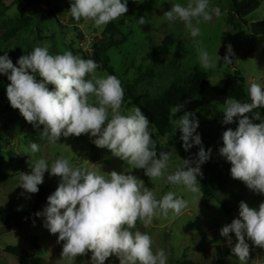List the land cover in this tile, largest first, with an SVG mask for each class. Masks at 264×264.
<instances>
[{
    "label": "clouds",
    "instance_id": "obj_1",
    "mask_svg": "<svg viewBox=\"0 0 264 264\" xmlns=\"http://www.w3.org/2000/svg\"><path fill=\"white\" fill-rule=\"evenodd\" d=\"M134 2L142 4L144 0ZM127 4L128 0H71L69 10L75 21H91L94 27L103 30L110 22L125 16ZM220 14L219 8L210 7V0H187L186 5L172 4L162 18L170 26L177 21L184 24L197 46L201 67L209 70L217 67L221 57L210 55L195 38L201 35V21H211L213 15ZM137 23L143 25L146 20L141 17ZM232 55L229 44L223 58L225 63L232 62L229 59ZM98 67L93 59H84L71 51L51 54L47 45L33 48L19 57L15 65L7 52L0 55V75L10 81L6 88L10 106L18 109L34 128L43 126L42 139L57 144L62 136L87 135L97 148L108 149L128 166L127 171L113 170L102 175L74 166L63 157L51 163L44 158L33 159L40 146L31 143L27 153L32 158L31 171L21 172L16 187L36 194L46 172L59 177L57 189L35 216L43 218V226L50 234H58L57 243L63 242L60 259L63 264H75L78 256L88 253L91 256L85 264H105L113 256L119 264H167L165 250L154 252L150 235L133 229L137 221L147 227L161 215L179 216L188 202L177 198L173 191L157 199L142 179L129 173L143 169L151 182L166 179L168 184L183 186L196 194L200 191L197 177L203 176L201 166L211 158L212 150L206 151L203 146L195 113L184 112L174 119L175 129L181 132L185 151L194 146L199 150L194 160L184 159L182 167L169 172L171 153L157 154L149 119L139 107L124 110L121 81L115 75L97 76ZM49 85L54 87L50 90ZM248 93L250 102L229 98L223 104L221 123L238 122V127L222 133L219 154L231 164L233 179L242 181L254 194L264 195V117L260 111L253 112L264 109V86L253 82ZM182 108L183 104L173 107V116ZM247 113H252L251 118ZM255 120L260 123H254ZM230 233L235 234V243ZM220 235L227 238L239 264H264V254L258 253L250 260L246 242L264 249V202L250 207L241 201L238 217L224 225Z\"/></svg>",
    "mask_w": 264,
    "mask_h": 264
},
{
    "label": "rangeland",
    "instance_id": "obj_2",
    "mask_svg": "<svg viewBox=\"0 0 264 264\" xmlns=\"http://www.w3.org/2000/svg\"><path fill=\"white\" fill-rule=\"evenodd\" d=\"M32 1H38L40 4L29 5L25 0L0 1V55L7 52L15 65L19 57L29 54L33 48L47 45L51 54L71 51L84 59H93L99 65L93 52L96 46L105 43L109 37L105 32L106 26L101 30L94 27L91 21H75L69 10L71 0H51L56 8L54 17L50 15V10H47L43 0ZM230 2L231 0H210V7L219 8L221 14L219 17L213 15L211 21H201L199 25L201 35L195 39L200 47L210 55L218 54L221 57L220 48L225 47L226 55L227 46L230 44L234 53L231 57H235L233 65L218 67L217 63L215 69L209 70L201 67L197 46L184 24L177 21L170 26L162 18L163 14L171 9L172 4L186 5L187 0H144L142 4L128 0L125 16L113 21L117 25L113 40L121 41L126 37V42L118 47L108 48L106 54L109 64L120 78L135 86L134 90L138 95L147 93L153 98L174 83L183 84V79L194 68L204 73L208 83L202 99H191L186 105L199 120L197 131L201 135L202 143L208 141V149L212 150L211 156L217 162L221 170L220 176L226 183V186L215 184L217 187L213 197L209 199L208 207L203 204L201 191L190 193L183 186L168 184L166 179L151 182L144 175L143 169H133L129 173L142 179L145 186L156 193L157 199L173 191L177 198L188 202L179 216L171 213L167 216L161 215L147 227L137 221L136 228L133 229L150 235L154 252L157 249L165 250L167 264H176L185 259L194 264H239L238 258L227 244V238L220 235V229L238 217L241 201H245L250 207H258L264 202V195L254 194L242 181L232 178L231 164L219 154V148L223 146L222 133L228 128L235 130L238 122L229 125L221 123L223 118H220L217 112L223 113V104L228 98H222L213 88H223L235 70L242 76L247 94L246 99L241 102H250L248 87L251 83L264 86V34L255 35L251 31L255 27L254 23H264V0H260L259 5L246 16L245 11L241 13L245 24L239 21L234 24L228 22ZM141 17L146 20L143 25L137 23ZM24 19L27 22H22ZM13 29L17 30L16 34L9 41H2L3 35ZM167 35L173 37V46L168 54L162 59L150 56V52L157 48ZM96 75L104 77L107 74L99 65ZM9 83L5 75H0V147L2 161L7 164L9 175L8 179L0 180V208L9 201H14L16 208L24 212L25 217L15 225H18L15 230V226H4L0 223V264H19L18 258L5 252L6 247H20L40 259L42 264H63L60 260L63 242L57 243L58 234H50L43 226V218L35 216L36 212L42 211L47 205L48 196L57 189L59 177L45 173L44 182L39 186L53 185L54 188L48 192L43 205H35V194L26 193L22 188L16 187L21 172L30 173L29 161L32 158H44L51 163L63 157L69 159L74 166L96 170L102 175H107L113 170L127 171L128 166L121 159L114 157L108 149L97 148L88 136L83 134L79 137L62 136L57 144L31 142L28 134L43 131V126L34 128L18 109L12 108L8 113L4 111L7 103L6 88ZM52 87L54 86L49 85V88ZM91 99L94 101L95 98ZM205 103L214 106L215 110L205 108ZM132 107L134 105L130 101L123 103L125 111L131 110ZM255 111H260L264 117V109H254L253 112ZM183 114L180 111L171 116L173 135L180 132L175 129L174 119ZM245 115L251 118L252 113ZM254 123L258 124L260 121L255 120ZM152 136L163 152L171 153L169 172L182 167L183 161L176 154V148L170 147L167 139L157 136L153 126ZM31 143L40 146L39 153L32 158L27 154L30 153ZM182 145L183 143L180 148L184 149ZM197 147L194 146L190 150ZM8 152L12 153L11 159L7 156ZM19 158L23 161H18ZM28 196L31 198L28 199ZM222 205L231 210L228 215ZM230 235L235 243V234ZM246 242L250 247V260L255 259L258 253L264 254V249L254 246L251 241ZM218 248L227 252V256L222 257L220 261L217 257ZM90 256L91 253L78 256L75 264H85ZM105 264H119V260L113 256L106 260Z\"/></svg>",
    "mask_w": 264,
    "mask_h": 264
},
{
    "label": "trees",
    "instance_id": "obj_3",
    "mask_svg": "<svg viewBox=\"0 0 264 264\" xmlns=\"http://www.w3.org/2000/svg\"><path fill=\"white\" fill-rule=\"evenodd\" d=\"M1 1V0H0ZM29 3V5L40 4L38 1L25 0ZM258 0H231L230 2V10H229V18L228 22L234 24L235 21H239L243 24L244 20L241 17V13L249 10ZM43 3L47 6V10H50V15L54 17V12L56 8L52 5L51 0H43ZM31 21L30 19L28 20ZM22 22H27L26 19L22 20ZM117 30V25L112 21L105 27L106 34L109 35L108 39L105 43L100 44L94 48L93 56L98 61L100 65V69L104 71L107 75H115L120 81L121 85L124 89V102L130 101L134 105V107H139L142 113L149 119L150 124L154 127L155 133L157 136L167 139V144L170 147L176 148V154L180 157L182 161L184 159L194 160L195 154L198 152V147L185 151L180 148L183 141L180 139L181 132L177 135H173V125L171 122L172 116V108L183 104V108L181 112L190 111L187 108V102L191 99H202L203 93L208 86L206 76L204 73L198 71L197 68H194L191 73L186 75L183 79V84L174 83L166 90L151 98L147 93L142 95H138L134 88L133 84L127 83L122 78H120L114 71V69L109 64V58L106 54L108 48L110 47H118L122 43L126 42V37H123L121 41L113 40V35ZM16 29L10 30L6 32L1 38L2 41H9L15 34ZM173 46V37L171 35H167L162 40L161 44L153 49L150 52V56L162 59L164 58L170 49ZM225 47L222 46L220 48L221 58L218 61V67L229 64L233 65L235 61V57H229L232 60L231 63H225L224 58ZM244 81L242 76L238 71H234L233 75L229 77L226 81V84L223 88H213V91L221 96L222 98H234L239 101H243L246 99V92L244 90ZM51 90V88H50ZM205 108L214 109L215 107L205 103ZM12 107L10 106V102L7 99L6 106L4 107L5 112H10ZM217 115L220 118H223L222 112H217ZM42 133L33 131L28 134V137L31 142H40L45 143L47 139L41 138ZM153 137V136H152ZM154 139V138H153ZM2 138L0 136V142ZM157 145V154L159 155L163 152L162 149L159 148L157 141L154 139ZM205 150L208 149V141L203 143ZM7 156L11 159L12 153L8 152ZM18 161H23L21 158ZM194 166V165H193ZM201 170L203 173L202 177H197L200 185V191L202 194L203 204L208 207L209 199L213 197L214 190L217 186H226L225 181L221 178L220 168L215 161V159L211 156V158L201 166ZM9 175L7 174V164L2 161V150L0 147V180L8 179ZM215 184L217 185L215 187ZM39 192L35 194L34 201L35 205H43L48 192L54 188L51 186H38ZM223 210L228 215L231 210L227 209L224 205H222ZM25 217V213L16 208V203L14 201H9L3 208H0V223L5 225L15 226L19 220ZM134 231V230H133ZM36 247V243H33ZM5 252L18 258L19 264H42L41 260L33 257L29 252L25 251L20 247H6ZM227 252L224 249H217V257L220 261L222 257H226ZM176 264H194V262L190 260H182Z\"/></svg>",
    "mask_w": 264,
    "mask_h": 264
},
{
    "label": "crops",
    "instance_id": "obj_4",
    "mask_svg": "<svg viewBox=\"0 0 264 264\" xmlns=\"http://www.w3.org/2000/svg\"><path fill=\"white\" fill-rule=\"evenodd\" d=\"M259 1L260 0H258V2H256L255 5H253L249 10L245 11L244 12L245 13L244 15L246 16V14H248L250 11H252L253 9H255L259 5ZM253 25H255V27L251 31L255 35H261L262 33L264 34V23L262 21H258L256 23H254Z\"/></svg>",
    "mask_w": 264,
    "mask_h": 264
},
{
    "label": "water",
    "instance_id": "obj_5",
    "mask_svg": "<svg viewBox=\"0 0 264 264\" xmlns=\"http://www.w3.org/2000/svg\"><path fill=\"white\" fill-rule=\"evenodd\" d=\"M4 226H5V224H4ZM17 227H18V225H17V226H15V227H13V229L15 230Z\"/></svg>",
    "mask_w": 264,
    "mask_h": 264
}]
</instances>
